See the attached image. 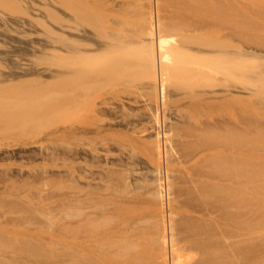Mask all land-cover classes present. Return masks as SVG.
Masks as SVG:
<instances>
[{
    "label": "rangeland",
    "instance_id": "374dc122",
    "mask_svg": "<svg viewBox=\"0 0 264 264\" xmlns=\"http://www.w3.org/2000/svg\"><path fill=\"white\" fill-rule=\"evenodd\" d=\"M4 1L0 84L31 82L23 85L25 90L0 87V127L10 124L6 132L0 130V264H96L95 257L82 259L79 247L71 256V232L76 227L79 233L83 216L101 222L104 208L110 218L120 191L124 200L138 203L143 227L156 228V233L144 230L152 232L151 238L160 228L158 209L164 204L163 219L174 220L180 239L202 236L201 264H264V0H208L207 39L204 30L192 33L191 52L173 53L165 62L162 104L156 100L153 75L141 66L139 48H122L126 32L112 35L103 29L102 0L78 5L85 20L76 22L77 31L84 30L93 45L85 50L78 44L74 51L67 10L71 0H47V6L26 0L23 16ZM109 1L121 2L132 20L148 6V0ZM160 2L162 18L168 20L178 0ZM43 7L57 10V19ZM181 33H172L165 46L178 42ZM96 41H118L114 45L121 48L103 57L95 53ZM79 50L89 53H82L86 64L105 67L99 75L84 74L74 87L67 77L71 62H81ZM13 73L19 78L12 79ZM34 77L49 87L39 89ZM26 87L39 89L33 100L40 109L31 99L29 105L36 107L27 105L31 94ZM21 102L28 109L38 107L32 110L39 116L30 115L31 109L25 115ZM8 113L24 116L9 119ZM159 192L164 197L157 202ZM228 244L233 246L226 249ZM224 252H231V258Z\"/></svg>",
    "mask_w": 264,
    "mask_h": 264
},
{
    "label": "bare ground",
    "instance_id": "6f19581e",
    "mask_svg": "<svg viewBox=\"0 0 264 264\" xmlns=\"http://www.w3.org/2000/svg\"><path fill=\"white\" fill-rule=\"evenodd\" d=\"M4 1V0H3ZM47 0H42L43 4H45L47 6V3H49L48 1L46 2ZM54 1V0H53ZM59 1L58 3H61L60 0H57ZM100 0H71L70 1V7L67 8L68 10V13L70 14V23H72L69 27V29L71 30V32L69 34H71V50L74 51L75 50V47L77 45L78 47V44H79V48L82 47L81 45H83L84 47L85 46H92L93 44H90L91 43V40H90V37L87 36V34H85L86 32L82 29L80 32H78L77 30H79L78 28H76V26H78L79 24H77L76 22L77 21H83L84 22V17H82V15H80L78 13V5H87L88 3L92 2V3H98ZM103 1V4H105V10H104V14L101 20V23L103 24L104 23V28L103 29H106V30H109L110 33L112 35H115L116 33H127V35H124V39L127 38V43L126 42H123V44H120L122 46V48H126V47H133V48H139V52L142 53V59L143 60V69L145 68V72H149L150 74L153 75V78H154V81H152L154 84V90H155V93H156V100H158L159 103H163V101L165 100L164 99V78H165V74H166V61L169 60V57L173 54V56L175 55V53H181L183 55H187L185 52L188 53L191 52V49L190 47V42L191 40L193 39L194 35H192V33H198L199 35H202V33L200 31H203L206 32L204 35L207 39V31H208V0H178V5L175 9H172V13H171V16H168V20H164L162 18V15H161V8H160V0H148V3H147V8H146V11L144 10L143 12H139L136 14V16H133L135 17L136 19L135 20H132L131 18L128 17V15L125 14V11H123V6L121 5V2H114L111 4V2L109 0H102ZM125 1V0H124ZM133 1V0H132ZM0 2H2V0H0ZM7 2V3H6ZM52 2V1H51ZM113 2V1H112ZM144 2V1H143ZM4 3H6L7 5H10L11 8L12 7H18V14H21L22 16L26 14L25 11H23L25 8H24V5L26 4V8L28 6V3L26 2V0H5ZM57 3V2H56ZM55 3V4H56ZM57 3V4H58ZM72 3V4H71ZM91 3V4H92ZM166 3V2H165ZM172 3V2H171ZM42 4V5H43ZM53 4V3H52ZM102 4V3H101ZM124 6H125V2L123 3ZM127 4V3H126ZM133 4V3H132ZM176 4V3H175ZM174 4V5H175ZM5 5V4H4ZM36 5V4H35ZM50 6V5H48ZM131 6V5H130ZM4 7V6H3ZM9 8V6H6ZM80 7V6H79ZM126 7V6H125ZM5 8V7H4ZM20 8V9H19ZM45 8V7H43ZM42 8V9H43ZM50 8V7H49ZM48 8V9H49ZM53 8V7H51ZM82 8V7H81ZM13 9V8H12ZM47 8H45L44 10H46ZM103 9V8H102ZM82 10V9H81ZM91 10V9H90ZM126 10V9H125ZM11 11V10H10ZM47 11V10H46ZM45 11V12H46ZM99 11V10H98ZM163 11V10H162ZM49 12V16L50 17H53V19H55V16H56V19H57V13H59L57 10H48L47 13ZM164 12V11H163ZM166 12V11H165ZM46 13V14H47ZM12 14V13H11ZM17 14V15H18ZM83 14V13H82ZM85 14V13H84ZM133 14V13H132ZM165 14V13H164ZM6 15V14H5ZM27 15V14H26ZM170 15V14H169ZM12 16V15H11ZM93 16V15H92ZM18 17V16H17ZM166 17V16H165ZM34 19V18H33ZM43 19V18H42ZM166 19V18H165ZM63 20V19H62ZM34 21H36L38 23V25L40 24L41 26H44L45 24L42 23L39 20H36L34 19ZM43 21V20H42ZM56 20H54L55 22ZM81 21V22H82ZM68 22V23H69ZM44 24V25H43ZM84 24V23H82ZM81 24V26H82ZM90 25V24H89ZM80 26V25H79ZM87 26V25H86ZM101 26V25H99ZM46 28V26H45ZM68 28V27H66ZM48 29V28H46ZM51 29V27H50ZM68 29V30H69ZM84 29V27H83ZM86 29V28H85ZM132 30L134 32V34H130L129 31ZM49 31V30H48ZM178 31L181 33L182 31V36H180V40L178 39V42L175 43H172L174 45H172L170 47V45L168 46V48L165 46L168 41V38H171L173 37L172 33H178ZM58 32V31H57ZM102 32V31H101ZM107 32V31H106ZM60 33V32H59ZM125 33V34H126ZM191 33V34H190ZM52 34H54L52 32ZM62 34V33H61ZM105 34V32H104ZM192 35L191 39H190V35ZM57 35V34H56ZM59 35V34H58ZM57 35V37H58ZM89 35V33H88ZM60 36V35H59ZM65 36V35H63ZM68 36V35H67ZM66 36V37H67ZM118 36V35H117ZM53 37V36H52ZM62 37V35H61ZM198 37V36H197ZM60 38V37H58ZM57 38V39H58ZM70 38H68V40H70ZM107 38V36H106ZM122 38V37H121ZM120 38V39H121ZM52 39V38H51ZM54 39V38H53ZM114 40V38H112ZM123 39V40H124ZM62 40V39H61ZM65 40V39H64ZM108 40H111V37L109 36ZM53 41V40H52ZM56 41V40H54ZM94 41V40H92ZM136 41V44L134 45V42ZM194 40H192L193 42ZM57 42V41H56ZM97 44L96 45V52H100L99 55L100 56H103V57H107L108 55H111L112 54H115V53H118L120 48L119 46L117 47L116 49V46L113 44V41H110L109 43L108 42H98L96 41ZM95 42V43H96ZM195 42V41H194ZM55 43V42H54ZM69 43V41H68ZM190 43V44H189ZM56 44V43H55ZM61 44V43H60ZM189 44V45H188ZM95 45L93 47H95ZM118 45V44H117ZM53 46V45H52ZM124 46V47H123ZM190 46V47H189ZM76 47V48H77ZM170 47V48H169ZM189 47V48H188ZM52 48V47H51ZM67 48V47H66ZM69 48V47H68ZM135 48V49H136ZM137 48V49H138ZM54 49V48H53ZM87 48L85 47V50ZM89 49V48H88ZM91 49V48H90ZM95 49V48H94ZM55 50V49H54ZM70 50V49H69ZM70 50V51H71ZM78 51V49H76ZM56 51V50H55ZM81 50H79L80 52ZM83 51V50H82ZM81 51V62L80 63H77L76 62H71L72 66L69 67V74L68 77H67V80L70 81L69 83L74 86L75 84L78 83L79 79H83L85 76L84 74H90V73H97L99 75L98 72H100L103 68L104 70V67H102L100 64L97 65V63L93 64V65H89V64H86V59L83 60L84 58H86L84 55L87 54V51H86V54L85 51L82 52ZM93 51V52H94ZM133 51V50H132ZM58 52V51H57ZM122 52V51H121ZM70 53V52H68ZM78 54V52H76ZM82 53L84 55H82ZM139 53V54H140ZM240 53V52H239ZM89 54V53H88ZM87 54V55H88ZM94 54V53H93ZM190 54V53H189ZM249 54V53H248ZM73 55V54H72ZM76 55V54H75ZM92 55V54H90ZM96 55V54H95ZM94 57H97L95 56ZM98 55V56H99ZM116 55V54H115ZM253 55V54H252ZM71 56V55H70ZM78 56V55H77ZM93 56V55H92ZM177 56V55H176ZM192 56V55H191ZM84 57V58H83ZM89 57V56H87ZM91 57V56H90ZM118 57V55H117ZM179 56H177L176 58H178ZM73 59V57H71ZM80 58V57H79ZM114 58V57H112ZM175 58V59H176ZM252 58V57H251ZM75 59L77 60L78 58L75 57ZM99 59V58H98ZM97 59V60H98ZM182 59V57H181ZM79 60V61H80ZM92 60V59H91ZM90 60V61H91ZM104 60V59H102ZM106 60V59H105ZM140 59V61H142ZM183 60V59H182ZM181 60V61H182ZM201 60V59H200ZM78 61V62H79ZM99 61V60H98ZM170 61V60H169ZM87 62H89L87 60ZM94 62V61H93ZM92 62V63H93ZM97 62V61H96ZM103 62V61H102ZM166 62V63H165ZM171 62V61H170ZM169 62V63H170ZM186 62V61H185ZM205 62V61H203ZM250 62V61H249ZM248 62V63H249ZM105 63V62H104ZM111 63V62H110ZM180 63V62H179ZM207 63V62H206ZM244 63V62H243ZM133 64V63H132ZM253 64V63H252ZM135 65V64H134ZM128 66V65H127ZM187 66V65H186ZM131 67V66H130ZM134 67V66H133ZM172 67V66H171ZM189 68V67H188ZM193 68V67H192ZM106 69V68H105ZM113 69V68H112ZM142 69V68H141ZM173 69V68H172ZM245 69V68H244ZM120 70V69H119ZM127 70V69H126ZM140 70V69H139ZM109 71V70H108ZM144 71V70H143ZM204 71V70H203ZM31 72V71H30ZM132 72V71H131ZM198 72V71H197ZM93 73V74H94ZM113 73V72H111ZM116 73V72H115ZM109 74V73H108ZM148 74V73H147ZM112 75V74H111ZM9 76L13 79V78H19V75L17 74H9ZM84 76V77H83ZM89 76H92V75H89ZM97 76V75H96ZM8 77V76H7ZM6 77V78H7ZM92 78V77H91ZM151 78V77H150ZM88 79V78H87ZM95 79V78H94ZM100 79V78H99ZM131 79V78H130ZM129 79V80H130ZM89 80H92V79H89ZM24 81V80H23ZM23 81L20 80V82L18 83H21V85H27L29 84L30 85V82H31V79L29 80L30 82H26V84L23 83ZM34 82V85L35 83L36 84V87L38 85V88L41 89V87H43V85L45 84L43 82L42 84V81H41V78H36L34 77L33 80ZM59 81V80H58ZM66 81V80H65ZM67 81V82H68ZM82 81V80H81ZM80 81V82H81ZM84 81V80H83ZM88 81V80H87ZM98 81V80H97ZM106 81V80H105ZM108 81V80H107ZM253 81V80H252ZM51 82V81H50ZM60 82V81H59ZM86 82V80H85ZM111 82V80H110ZM11 83V82H10ZM9 84H4V85H1L0 84V87H4V88H14L15 86V83L14 81L12 80V84L10 85ZM41 83V85H40ZM95 83V82H94ZM3 84V83H2ZM14 84V85H13ZM33 84V83H32ZM53 84V83H52ZM61 84V83H60ZM89 84V83H88ZM97 84V83H96ZM102 84V83H101ZM100 84V85H101ZM20 85V84H19ZM18 85V86H19ZM23 85L20 87L21 89L23 88ZM49 85V84H48ZM46 86L44 85V88L46 87H49V86ZM56 85V84H55ZM83 85V84H82ZM91 85V84H89ZM17 86V87H18ZM24 86V88H25ZM66 86H69V85H66ZM65 86V87H66ZM71 86V87H72ZM77 86V85H76ZM79 86V85H78ZM83 86H86V85H83ZM94 86V85H93ZM16 87V86H15ZM16 87V88H17ZM18 87V88H19ZM32 87V86H31ZM30 87V88H31ZM64 87V86H63ZM70 87V88H71ZM75 87V86H74ZM98 87V86H96ZM23 88V89H24ZM27 88V87H26ZM78 88V87H77ZM80 88V87H79ZM3 89V88H2ZM29 91H28V90ZM26 91L27 93L31 94L29 95V97H23V98H26V99H29V101L26 103H28L27 105L29 107H32V106H35L36 105L39 107L40 109V106L38 105V101L37 102H34L33 99L36 100L37 96H36V91L38 90H30L29 88H27ZM50 89V88H49ZM69 89V88H68ZM74 89V88H72ZM25 90V89H24ZM71 90V89H70ZM77 90V89H75ZM151 91V90H150ZM72 92V91H71ZM77 92V91H76ZM38 93V92H37ZM32 94H35V95H32ZM78 94V93H77ZM80 96V95H79ZM70 97V96H69ZM151 97V96H150ZM153 97V96H152ZM201 97V96H200ZM30 99L33 101V103H36V105L32 104V106H30L29 102H30ZM238 99V98H237ZM236 99V100H237ZM38 100V99H37ZM86 100V99H85ZM233 100V98H232ZM24 101V99H23ZM73 101V99H72ZM235 101V100H234ZM153 102V101H152ZM157 102V103H158ZM24 103V102H21V104ZM91 103V102H90ZM25 104V103H24ZM87 104V103H86ZM23 105V104H22ZM26 105V104H25ZM26 105V108L25 110L24 109H21L20 110L22 112L26 113L25 111H33L30 115H34L35 112L34 110L37 108H30L28 109L29 107ZM75 105V104H74ZM89 105V104H88ZM92 105V104H91ZM98 106V105H97ZM23 107V106H21ZM95 107V106H94ZM79 108V107H78ZM10 109V108H9ZM13 109V108H12ZM15 109V108H14ZM34 109V110H32ZM5 110V109H4ZM19 108H18V112L20 111ZM50 110V108L48 109ZM79 110V109H78ZM20 111V112H21ZM38 111V110H37ZM81 111V110H80ZM8 112V111H7ZM12 112V111H11ZM10 112V113H11ZM16 113V111H13ZM95 112V110H94ZM101 112V111H100ZM159 112V111H158ZM157 112V113H158ZM5 113H6V110H5ZM46 113V112H45ZM181 113V112H180ZM179 113V114H180ZM1 114V113H0ZM13 114V113H12ZM12 114H7V118L9 119H14L16 118L17 115H21V116H24L22 115L23 113H17V115L14 117V115ZM36 114H38L39 116V112H37ZM35 114V115H36ZM42 114V113H41ZM44 114V112H43ZM42 114V115H43ZM48 114V113H46ZM3 115V114H2ZM29 115V113H28ZM159 115V114H158ZM156 115V116H158ZM19 116V117H21ZM41 116V115H40ZM97 116V115H96ZM95 116V117H96ZM160 116V115H159ZM1 117V116H0ZM6 117H3V118H6ZM17 116V118H19ZM75 117V116H74ZM21 119V118H20ZM98 119V118H97ZM5 120V119H4ZM7 120V119H6ZM16 120V119H15ZM23 120V119H22ZM29 120V119H28ZM158 120V123H159V117H157ZM14 121V120H12ZM11 121V122H12ZM164 121V120H163ZM1 122V120H0ZM7 121H5L6 123ZM125 122V121H124ZM2 123V122H1ZM26 123V122H25ZM85 123V122H84ZM88 123V122H87ZM4 124V123H3ZM9 124V123H8ZM6 124L5 127H0L2 129V131H5L6 127L7 126H10V124L8 125ZM22 124V123H21ZM5 125V124H4ZM18 125V124H17ZM71 125V124H70ZM88 125V124H86ZM2 126V125H1ZM85 126V125H84ZM154 126V125H152ZM13 127V125H12ZM15 127V125H14ZM102 127V126H101ZM107 127V126H106ZM160 127V126H159ZM8 128V127H7ZM11 128V127H10ZM68 129V128H67ZM101 129V128H100ZM100 131V130H99ZM6 132V131H5ZM4 132V133H5ZM21 132V131H20ZM147 132V131H146ZM1 133V132H0ZM7 134V133H5ZM12 134V133H11ZM10 134V135H11ZM9 136V135H8ZM160 137V136H159ZM163 137V136H162ZM75 139V138H74ZM86 139V138H84ZM76 141V140H75ZM155 141V140H154ZM166 143V142H165ZM89 144V143H88ZM153 144V143H152ZM151 144V145H152ZM92 145V144H91ZM161 145V144H160ZM158 145V142H157V150H158V154L160 155V149H161V146ZM96 147V146H95ZM87 148V146H86ZM97 148V147H96ZM93 149V148H92ZM151 149V148H150ZM156 150V151H157ZM218 156H219V152H218ZM156 158V157H155ZM154 158V159H155ZM160 158V157H159ZM80 159V158H79ZM129 159V158H128ZM234 159V158H233ZM205 160V159H204ZM216 160V158H215ZM220 160V159H219ZM226 160V159H225ZM224 160V161H225ZM228 160V159H227ZM232 160V158H231ZM223 161V160H221ZM229 161V160H228ZM234 161V160H233ZM211 162V161H210ZM85 163V162H84ZM215 163V162H214ZM210 164V163H209ZM89 165V164H88ZM232 165V164H231ZM74 166V165H73ZM227 166V165H226ZM90 167V166H89ZM88 167V168H89ZM206 167V166H205ZM71 168V167H70ZM76 168V167H75ZM214 169V168H213ZM229 169V168H228ZM230 170V169H229ZM71 171V170H70ZM124 171V170H123ZM160 171V170H159ZM74 173V172H73ZM157 174V173H156ZM82 175V174H81ZM50 176V175H49ZM231 177V176H230ZM37 178V177H36ZM46 178V177H45ZM162 177H160L161 179ZM80 179V178H79ZM159 180V178L157 179ZM47 181V180H46ZM162 181V179H161ZM158 184H159V181H157ZM163 185V182H161ZM74 184V183H73ZM215 184V183H214ZM233 184V183H232ZM160 185V184H159ZM158 185V186H159ZM235 185V184H234ZM232 186V185H230ZM160 187V186H159ZM78 188V187H77ZM138 188V187H137ZM163 188V186H162ZM235 188V186L233 187ZM111 189V188H110ZM113 189V188H112ZM159 189V188H158ZM166 189V188H165ZM233 190V189H232ZM159 191V190H158ZM200 190H198L199 192ZM225 191V190H224ZM84 192V191H83ZM119 192V191H118ZM117 192V193H118ZM163 192V191H161ZM227 192L229 193V191L227 190ZM232 192V191H231ZM157 193V192H156ZM120 194V197H119V200H117V203L115 204V207H113V213L110 214L112 215L110 218H108V214L106 215L105 213H108L106 212V209L104 208V211L105 212H102V219L100 220L101 222H98L97 223L95 221H92L91 217L89 218H86L85 216L81 217L82 220H80V230H79V233L77 234V229L75 227V230H72L71 232V242H70V245H71V253H73L71 256H73L74 258V254L75 252L78 250L79 252L77 253H80V256L82 259L86 260L88 259L90 256V259L91 262H92V258L95 257L96 260L94 259L93 261H96V264H201V246L203 245L202 243V236H194L192 237L191 239L189 240H182L178 237L177 235V228L174 226V223H173V218H171L173 221H171L169 219V221L171 222H168L167 220V223L165 222V220L163 219L165 217V215L163 216V214H165V211L162 210V208L164 209L165 207V204L163 205L162 202L161 204L163 205V207L161 206V208H159L158 210H160V215H161V219L159 218V224L158 221H157V225L159 226L157 228H159V230L157 231V235L152 237L151 238V234H146V231L149 230L151 228L150 231H155L156 233V228L155 230H152L153 228L150 227L149 229H145V227H143L145 225V222L146 221H142L143 219L141 218V214L142 212L140 213L139 209L135 206V204L138 205V203H135L133 202L132 200L131 201H126L128 200V198L125 197V200L123 198V195L124 193L123 192H119ZM202 194V193H201ZM200 194V195H201ZM224 194V192H223ZM231 193H229L228 195H230ZM235 194V193H234ZM233 194V195H234ZM74 195V194H73ZM131 195V194H130ZM227 195V196H228ZM80 196V194H79ZM119 196V195H118ZM125 196V195H124ZM157 196V195H156ZM203 196V195H202ZM232 196V195H231ZM75 197V196H74ZM98 197V196H97ZM131 197V196H130ZM164 197V194L163 196L161 195V193L159 192L158 193V196H157V199L156 201L161 198ZM230 197V196H229ZM95 199V198H94ZM73 200V199H72ZM71 200V201H72ZM84 200V199H83ZM107 200V199H106ZM116 200V199H115ZM130 200V199H129ZM154 200V199H153ZM231 200V199H230ZM234 200V199H233ZM164 201V200H162ZM73 202V201H72ZM145 202V201H144ZM158 202V201H157ZM225 202V201H224ZM226 203V202H225ZM150 205L152 203H149ZM170 204V203H169ZM72 205V204H71ZM82 205V204H81ZM143 205H145L143 203ZM142 205V206H143ZM147 205V204H146ZM74 206V205H73ZM71 206V207H73ZM99 206V204H98ZM173 206V205H172ZM153 207V206H152ZM167 207V206H166ZM141 208V207H139ZM168 208V207H167ZM172 208V207H171ZM84 209V208H83ZM153 209V208H152ZM76 210V209H75ZM80 210V209H79ZM99 210V209H98ZM102 210V208H101ZM100 210V212H101ZM142 210V209H141ZM155 210V209H154ZM95 211V210H94ZM103 211V210H102ZM112 211V210H111ZM150 211V210H149ZM153 211V210H152ZM71 212H72V215L73 216H76L75 215V211L73 209H71ZM77 212V211H76ZM100 213L99 211H95V213ZM148 212V210H147ZM155 212V211H154ZM159 212V211H158ZM94 213V214H95ZM146 213V212H145ZM173 214V212H171ZM77 214V213H76ZM84 214V212H83ZM154 214V213H153ZM157 214V213H156ZM71 215V216H72ZM80 215V214H79ZM97 215V214H96ZM72 216V218H73ZM78 216V214H77ZM92 216V215H91ZM145 216V215H144ZM173 216V215H172ZM88 217V216H87ZM166 218H167V215H166ZM169 218V217H168ZM97 219V218H96ZM111 219H112V225H111ZM142 219V220H141ZM146 219V218H145ZM157 219V218H156ZM194 221L196 220L194 217H193ZM192 219V220H193ZM95 220V219H94ZM155 220V219H153ZM152 220V221H153ZM162 220V221H161ZM74 220H72L71 224L73 225L74 224ZM142 222H143V225H142ZM152 224V223H151ZM79 226V225H78ZM74 228V227H73ZM147 228V227H146ZM146 230V231H144ZM148 233V232H147ZM77 235L79 236L78 237V240H77ZM149 235V236H148ZM155 235V234H154ZM153 236V235H152ZM78 241V242H77ZM205 243V242H204ZM232 243V242H231ZM229 243V244H231ZM153 244H156V247L154 245L153 247ZM229 244L227 246L226 249H228L229 247ZM158 245V247H157ZM233 245H231L230 247H232ZM77 247H79L77 249ZM229 247V248H230ZM232 251V249H230ZM229 250V251H230ZM156 251V252H155ZM228 252V251H226ZM224 252V254H227L226 258H231L232 254L231 252L230 253H226ZM79 255V254H78ZM225 256V255H224ZM87 257V258H86ZM72 258V259H73ZM86 258V259H85ZM159 258H162L163 260L161 262H159ZM159 259V260H158ZM153 260V261H152ZM156 260H158V262H156Z\"/></svg>",
    "mask_w": 264,
    "mask_h": 264
}]
</instances>
